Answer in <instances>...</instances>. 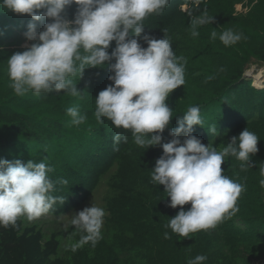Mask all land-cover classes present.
Here are the masks:
<instances>
[{"label":"trees","instance_id":"obj_1","mask_svg":"<svg viewBox=\"0 0 264 264\" xmlns=\"http://www.w3.org/2000/svg\"><path fill=\"white\" fill-rule=\"evenodd\" d=\"M77 5L66 9L74 19ZM206 15L211 23L199 26L192 36L191 22ZM31 17L0 8V159L10 162H44L54 183L56 198L48 212L54 217L82 208L108 177L109 193L104 200L102 239L93 247L86 243L76 251L82 233L74 226L51 234L38 225L0 227V264H187L197 255L208 257L205 264H264V188L260 186L264 163V86L245 78L251 68L264 67V0H169L159 14L144 21V32L155 39H168L175 55L185 63V84L166 100L173 111L162 133V143L172 137L169 129L191 106H198L203 126H194L193 135L205 146L221 150L233 136L247 128L255 133L259 151L250 156L252 166L240 169V161L226 158L223 174L243 185L236 202L238 211L215 228L184 238L166 228L181 206H168L170 197L163 185H153L151 171L163 154L160 145L148 149L134 143L131 130L116 128L110 120L95 116L98 93L112 84L110 63L86 68L71 77L79 96L67 91L16 95L7 73V59L23 52L36 41L24 33ZM47 18L36 21L37 33ZM241 34V40L225 46L219 35L225 30ZM215 31L217 38L211 33ZM30 46L25 47L24 43ZM147 47L143 39H138ZM115 48L111 42L109 54ZM253 83L254 86L253 87ZM262 89V90H259ZM78 107L86 119L74 125L67 114ZM215 125L217 134L209 131ZM119 132L123 138L114 141ZM183 141L184 137H180ZM67 180V184L61 183ZM190 203L183 206L185 210ZM169 234L165 238L164 233Z\"/></svg>","mask_w":264,"mask_h":264},{"label":"clouds","instance_id":"obj_2","mask_svg":"<svg viewBox=\"0 0 264 264\" xmlns=\"http://www.w3.org/2000/svg\"><path fill=\"white\" fill-rule=\"evenodd\" d=\"M168 3L169 0H0V8L31 17L24 35L36 41L7 59L10 86L16 95L63 90L79 96L81 91L71 77L79 73L81 78L86 68L104 67L106 62L115 61L109 65L113 75L108 79L112 84L96 97L95 116L97 120L107 118L116 128L131 130L134 143L141 148L162 147L163 154L151 171V182L164 186L170 197L169 207L181 206L165 227L189 238L192 233L215 228L238 211L236 202L243 185L224 175L221 165L233 157L240 161V169L247 171L252 166L250 156L259 151L260 138L246 128L219 151L205 146L193 135L194 126L202 127L204 121L199 107L191 106L178 127L169 129L172 139L162 143V133L173 117L166 100L185 84V63L175 55L168 39L141 34L144 19L161 13ZM73 4L77 8L74 19L69 20L66 9ZM44 18L50 22L37 33L35 22ZM212 20L206 15L194 18L192 36H198V27ZM211 37L217 38V33L213 31ZM241 38L230 29L219 35L225 46ZM138 39H143L147 47H142ZM113 41L115 48L109 54ZM67 114L74 125L86 119L78 107H69ZM209 131L217 134L216 126ZM122 138L127 141L117 132L113 139L119 142ZM51 171L42 161L24 164L0 159V227L16 226L20 217L32 221L48 213L57 199L64 202L50 194L54 188L48 175ZM260 175L264 177V163ZM60 182L67 184V180ZM259 183L264 188V178ZM189 203L191 207L185 210L183 206ZM104 216V209L93 204L71 215L69 226L82 233L79 242L71 246L72 251L89 242L95 247L102 239ZM164 236L169 238L167 232ZM207 259L201 254L187 264H205Z\"/></svg>","mask_w":264,"mask_h":264},{"label":"rangeland","instance_id":"obj_3","mask_svg":"<svg viewBox=\"0 0 264 264\" xmlns=\"http://www.w3.org/2000/svg\"><path fill=\"white\" fill-rule=\"evenodd\" d=\"M25 47H29L30 44L27 41L26 43H24ZM251 70V69H250ZM260 69H258L259 71ZM261 74L257 79H253L254 82H260L263 86H264V67L261 69ZM245 78L247 79H251L249 76H245ZM251 79V80H252ZM252 80V82H253ZM261 90V89H260ZM107 181H108V177L105 178L101 185L99 186V188L96 190V192L92 195V197L89 199V201L80 209L75 210L67 215H63L60 217H54L49 213H46L44 215H42L39 218H36L32 221L27 220L26 217H20L25 221L26 225H38L40 227H42L46 233L51 234V232L56 231L59 233H62L64 231H66L70 226V220H71V215L74 213H77L81 210H83L85 207H91L92 204L97 206V207H101L103 208L104 205V200L107 197L108 193H109V189L107 187ZM255 264H263V262H255Z\"/></svg>","mask_w":264,"mask_h":264},{"label":"bare ground","instance_id":"obj_4","mask_svg":"<svg viewBox=\"0 0 264 264\" xmlns=\"http://www.w3.org/2000/svg\"><path fill=\"white\" fill-rule=\"evenodd\" d=\"M261 69L262 68H260V70L258 71L257 68H254L252 71H249L247 75L249 77H252L253 79L254 78L257 79L260 76L261 72H262Z\"/></svg>","mask_w":264,"mask_h":264},{"label":"water","instance_id":"obj_5","mask_svg":"<svg viewBox=\"0 0 264 264\" xmlns=\"http://www.w3.org/2000/svg\"><path fill=\"white\" fill-rule=\"evenodd\" d=\"M254 68L260 69L261 67H259V66H255V67L251 68V70H249V71H252ZM249 71H247V73L245 74V76L248 74ZM245 76H244V77H245ZM247 76H248V75H247ZM253 86H254V84H253ZM254 87H255V86H254Z\"/></svg>","mask_w":264,"mask_h":264},{"label":"built area","instance_id":"obj_6","mask_svg":"<svg viewBox=\"0 0 264 264\" xmlns=\"http://www.w3.org/2000/svg\"><path fill=\"white\" fill-rule=\"evenodd\" d=\"M252 79V77H250ZM253 80V79H252Z\"/></svg>","mask_w":264,"mask_h":264}]
</instances>
